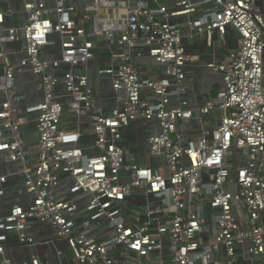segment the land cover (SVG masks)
<instances>
[{"label": "built area", "instance_id": "2783aa9c", "mask_svg": "<svg viewBox=\"0 0 264 264\" xmlns=\"http://www.w3.org/2000/svg\"><path fill=\"white\" fill-rule=\"evenodd\" d=\"M21 1V27H6L13 10H0V154L23 181L0 215V264H16L13 236L29 251L20 264H238L239 251L264 264V0H85L82 10ZM230 30L238 49L207 64L222 88L190 103L186 67L202 60L185 38L211 43ZM20 42L14 60L5 46ZM98 54L110 57L98 75L111 81V109L91 78ZM145 59L155 73L143 78ZM25 74L40 81L42 100L23 108ZM33 113L34 159L20 135ZM66 113L88 121L91 145L80 129L60 128ZM139 120L153 166L123 144ZM8 181L0 175L1 196ZM202 209L214 213L213 236ZM41 248H54L56 262Z\"/></svg>", "mask_w": 264, "mask_h": 264}, {"label": "crops", "instance_id": "0c3cea01", "mask_svg": "<svg viewBox=\"0 0 264 264\" xmlns=\"http://www.w3.org/2000/svg\"><path fill=\"white\" fill-rule=\"evenodd\" d=\"M170 6L178 0H165ZM71 2L79 8L83 9L85 0H71ZM8 9L13 10V14L6 20V27H21L25 15L23 12V2L21 0H0V10L6 11ZM186 49L190 54H196L201 57V62L191 64L186 67L187 79L186 84L189 87V93L187 100L190 103L197 105H204L210 101L216 93L222 88L221 75L208 69L207 64L215 60H222L231 51L238 49V36L230 30L225 39L222 40L216 36L210 43L204 37L190 38L187 37L184 40ZM5 49L12 53L11 58L17 60L22 57L23 43H14L5 46ZM144 51V50H139ZM110 63V57L106 54H98L96 58L90 63V73L92 82L96 89L97 99L103 104L104 108L111 109L115 106L113 102L114 92L112 89L111 81L106 76H99L98 71L106 68ZM141 68V76L143 78L150 77L155 73V67L149 59H145L139 62ZM67 67L63 66L60 73H65ZM4 75V67L0 63V76ZM18 91L22 97V107L39 103L42 100V88L41 83L38 79L34 78L30 74H25L18 80ZM67 102V101H65ZM38 114L33 113L27 115L28 124H26L21 132V139L23 140L25 149L29 152L31 157L34 159L37 156V144L39 135L37 132V119ZM60 128L62 130H77L80 129L84 134L82 141L83 146L91 145L94 141V137L90 134V128L88 121L82 119V123L77 120V117L71 113H66L61 121ZM149 125L147 122L139 120L131 127L123 132V144L127 148V151L136 157L138 162L143 164L155 165L157 160L150 159L148 157V148L146 145V139L149 135ZM16 166L12 164H5L0 154V175H8L9 181L5 185V194L0 195V215H5L12 205L19 202L18 192L23 187L22 177L16 172ZM212 210L202 209L201 215L205 217L209 223L210 234L207 236H213L212 233L216 227L213 221L214 215ZM208 239V238H207ZM59 249L68 250L67 245L63 242H56ZM9 254L12 255L16 264H20L23 259L28 255L27 250L21 248L16 240V237H12L9 243ZM42 253H48L52 256L53 260L54 248H41L39 249ZM224 254V250L222 251ZM239 261L238 264H262L258 259H252L244 257L242 251L238 252ZM58 264H61L58 261ZM63 264H75L72 261H63Z\"/></svg>", "mask_w": 264, "mask_h": 264}, {"label": "water", "instance_id": "95a60500", "mask_svg": "<svg viewBox=\"0 0 264 264\" xmlns=\"http://www.w3.org/2000/svg\"><path fill=\"white\" fill-rule=\"evenodd\" d=\"M150 6H154V3L152 1L149 2Z\"/></svg>", "mask_w": 264, "mask_h": 264}]
</instances>
